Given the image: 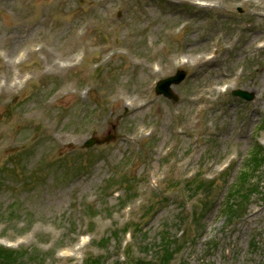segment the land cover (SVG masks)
I'll return each mask as SVG.
<instances>
[{
  "label": "rangeland",
  "instance_id": "obj_1",
  "mask_svg": "<svg viewBox=\"0 0 264 264\" xmlns=\"http://www.w3.org/2000/svg\"><path fill=\"white\" fill-rule=\"evenodd\" d=\"M263 116L264 0H0V264H264Z\"/></svg>",
  "mask_w": 264,
  "mask_h": 264
},
{
  "label": "water",
  "instance_id": "obj_2",
  "mask_svg": "<svg viewBox=\"0 0 264 264\" xmlns=\"http://www.w3.org/2000/svg\"><path fill=\"white\" fill-rule=\"evenodd\" d=\"M184 76V73L183 72H179L177 73L175 76L173 77H169V78H166L165 80H161L158 84H157V92L158 93H163L164 95L168 96V97H171L173 94L172 92L170 91V84L172 82L174 83H177L179 82ZM233 94L234 95H239L243 98H246L247 100H250L252 97H253V94L251 93H248L247 91H244V90H234L233 91ZM109 138V137H108ZM96 142H102L101 140H97V139H94V138H91V139H88L86 141V146H90Z\"/></svg>",
  "mask_w": 264,
  "mask_h": 264
},
{
  "label": "trees",
  "instance_id": "obj_3",
  "mask_svg": "<svg viewBox=\"0 0 264 264\" xmlns=\"http://www.w3.org/2000/svg\"><path fill=\"white\" fill-rule=\"evenodd\" d=\"M261 150L262 149H259V148L258 149H253L252 156H251L250 159H248V161L250 160L251 164L254 163V161L256 160L257 157H259V159H261V155H262V151ZM204 181L202 179L201 182H204ZM163 237H165V235ZM169 246H170V238L168 237L167 238V245L165 246L166 247L165 248V252L170 253L169 252V249H168ZM16 253H17V255H20L18 252H16ZM0 254L3 255V256L5 255V257L9 255V258L8 259H11L14 256H16V254H14V251L13 250H11V249H3L2 246H0ZM165 261H166V259L162 260L161 264H164ZM135 263H137V262L135 261ZM2 264H6V263L3 262ZM25 264H27V263H25ZM29 264H31V263H29ZM137 264H154V263H151V261H148L147 260V261H139Z\"/></svg>",
  "mask_w": 264,
  "mask_h": 264
},
{
  "label": "bare ground",
  "instance_id": "obj_4",
  "mask_svg": "<svg viewBox=\"0 0 264 264\" xmlns=\"http://www.w3.org/2000/svg\"><path fill=\"white\" fill-rule=\"evenodd\" d=\"M194 99H196V98H194Z\"/></svg>",
  "mask_w": 264,
  "mask_h": 264
}]
</instances>
